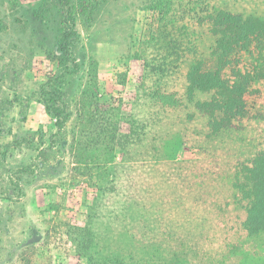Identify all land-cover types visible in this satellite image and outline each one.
I'll list each match as a JSON object with an SVG mask.
<instances>
[{
    "label": "trees",
    "instance_id": "obj_1",
    "mask_svg": "<svg viewBox=\"0 0 264 264\" xmlns=\"http://www.w3.org/2000/svg\"><path fill=\"white\" fill-rule=\"evenodd\" d=\"M58 2L63 31L56 49L73 73L76 20L93 0ZM150 10L155 26L142 41L143 56L136 55L143 83L135 113L126 135L114 123L109 142L124 136L134 159L122 149V164L113 171L96 158L95 203L103 210L109 196L120 200L98 228L101 240L119 241V252L95 251L90 216L79 229L80 257L85 264H264V15L235 14L207 0H152ZM181 20L206 41L185 42L187 35L174 30ZM46 95L45 111L60 129L66 121L61 96ZM184 145L193 158L178 159ZM125 172L134 193L121 201Z\"/></svg>",
    "mask_w": 264,
    "mask_h": 264
},
{
    "label": "rangeland",
    "instance_id": "obj_2",
    "mask_svg": "<svg viewBox=\"0 0 264 264\" xmlns=\"http://www.w3.org/2000/svg\"><path fill=\"white\" fill-rule=\"evenodd\" d=\"M151 2L93 0L76 20L70 53L77 68L69 73L56 49L63 31L58 0H0V264H85L79 229L90 216L95 251L118 254L119 241L101 240L98 227L120 200L109 196L103 210L95 203L101 177L96 158H104V167L113 171L122 164V149L126 159H134L124 136L114 146L109 142L114 123L118 134L126 135L127 118L135 113L143 83L136 55L143 56L142 41L155 26ZM207 2L235 14L264 15V0ZM204 9L193 8L195 14ZM174 30L187 35L185 42L207 39L191 23L182 27V20ZM53 90L66 113L60 129L44 108ZM102 144L106 151H81ZM193 154L184 145L178 159ZM127 176L122 174L119 186L121 201L134 193ZM166 190L161 188L162 196Z\"/></svg>",
    "mask_w": 264,
    "mask_h": 264
}]
</instances>
